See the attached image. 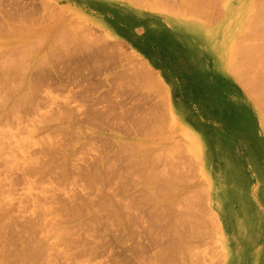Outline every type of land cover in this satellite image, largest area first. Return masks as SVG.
<instances>
[{
	"label": "rangeland",
	"instance_id": "obj_1",
	"mask_svg": "<svg viewBox=\"0 0 264 264\" xmlns=\"http://www.w3.org/2000/svg\"><path fill=\"white\" fill-rule=\"evenodd\" d=\"M254 1L168 0L170 29L57 0L26 28L0 0V264H264V58L235 69ZM147 29L184 49L169 83L127 37Z\"/></svg>",
	"mask_w": 264,
	"mask_h": 264
},
{
	"label": "crops",
	"instance_id": "obj_2",
	"mask_svg": "<svg viewBox=\"0 0 264 264\" xmlns=\"http://www.w3.org/2000/svg\"><path fill=\"white\" fill-rule=\"evenodd\" d=\"M57 2L68 5L76 13H82L89 18H93L98 23H100L99 21L107 23L110 6L117 3V5L131 6L138 13L150 12L159 15L162 18V22L169 28L173 24H177L178 21L183 22L186 17H189L183 11L179 12L167 4L168 0H57ZM45 3L46 0H11V3L8 4L10 9L6 10V16L22 18L26 28H29L30 22L38 19L39 14L44 15ZM106 26L109 28L108 25ZM140 28L138 30L142 31V27ZM170 29L173 28L171 27ZM168 99H170L169 94H167L166 104Z\"/></svg>",
	"mask_w": 264,
	"mask_h": 264
},
{
	"label": "bare ground",
	"instance_id": "obj_3",
	"mask_svg": "<svg viewBox=\"0 0 264 264\" xmlns=\"http://www.w3.org/2000/svg\"><path fill=\"white\" fill-rule=\"evenodd\" d=\"M255 1H257V0H255ZM254 1V2H255ZM259 1H261V2H259ZM259 1H257V2H259V4L261 5V8L259 7V8H256V10L257 9H260V11H259V14L260 15H257V16H253V15H251L250 14V16H253V18H251L252 19V21L250 20V24H251V22L253 23V24H255L254 26L253 25H249V26H252V27H250V29L253 31V33H256V34H262V36L263 37H261L260 38V41H259V39H256V38H258L259 36H256V37H254V39H256V40H253V39H249V43H244V44H241L242 46H240V45H238V47L236 48L235 47V51L237 52V53H241V54H246V55H248V56H244L245 57V59H244V61L245 60H247V62L249 63H246L245 64V66L246 65H248L246 68H248V69H246V68H244V69H242L243 67H241V65H240V67L238 68V67H235V64L233 65L234 67H235V69L237 68V70L239 71L238 73V75H241V72H245L246 70L249 72V73H251V71H253V69L254 68H252V67H256L257 65H255V62H256V59H258L259 60V58H260V56L261 57H263L264 58V55H263V50L262 49H264V48H261V47H263L264 46V0H259ZM259 4L257 5V3H256V5H257V7L259 6ZM253 6L255 7V3L253 4ZM254 11V10H253ZM252 11V12H253ZM255 12V11H254ZM257 12V11H256ZM255 12V13H256ZM249 18V17H248ZM248 18H247V21L246 22H248ZM238 18L237 17H234L233 18V20H234V22H237V21H239V20H237ZM244 30V29H243ZM246 30V29H245ZM248 30H249V28H248ZM235 33H233V35H234ZM261 36V35H260ZM233 39H234V37L232 38L231 37V42L233 41ZM230 40H229V42L228 41H225V44L223 45V53H224V55L225 56H229L230 55V53L234 50V49H232L231 48V45L232 44H230ZM246 42V41H245ZM248 44V45H247ZM262 44H263V46H262ZM259 46H261V47H259ZM256 47H259V48H261V50L263 51V52H261V50H260V55H258L259 53H258V49L259 48H256ZM234 51V52H235ZM258 54H257V53ZM262 53V54H261ZM235 54V53H234ZM254 54L256 55L257 54V56H254ZM263 55V56H262ZM259 56V57H258ZM243 57V58H244ZM257 57V58H256ZM136 59H135V63H133L134 65H136V66H134V68L136 67V70H138V72H141L144 76H146V77H148V79L150 80H154L157 84H158V87H155L156 88V90H157V88L159 89V91L158 92H160L161 94H163V96L165 97L166 96V89H165V87H164V85H162L161 84V82H159V77H156L153 73H151L152 71H149L148 70V67L146 68V64L144 63L145 61L144 60H140L139 58H137V57H135ZM240 58V57H239ZM242 58V59H243ZM130 60V59H129ZM132 60V59H131ZM241 60V59H240ZM260 62L261 61H264V59H260L259 60ZM131 62H134V61H131ZM246 62V61H245ZM245 62H243V63H245ZM258 62V61H257ZM260 62H258V63H260ZM239 63V62H238ZM238 63H236V64H238ZM240 64V63H239ZM261 64V63H260ZM243 65V64H242ZM262 65V67L264 68V62L261 64ZM259 66H257L256 68H258ZM261 66H260V68H262ZM244 70V71H243ZM258 71H259V69H258ZM248 72H246L245 74H247ZM257 72V71H256ZM248 73V74H249ZM260 73V75H261V73L263 74L264 72H259ZM254 74H257V73H255L254 72ZM244 75V74H243ZM243 75H241V76H243ZM258 75V74H257ZM245 76H247V75H245ZM244 77V76H243ZM250 77V76H249ZM259 77V76H258ZM245 78V77H244ZM243 78V79H244ZM253 78H255V77H253ZM261 78H264V77H261ZM242 79V77L240 78V80L242 81L243 80ZM258 79V78H257ZM256 79V81L257 82H259L258 80ZM263 80V82H264V79H262ZM153 81V82H154ZM244 81V80H243ZM256 81H255V84H256ZM261 81V80H260ZM151 82V81H150ZM248 82V81H247ZM262 82V81H261ZM261 82L260 83H258V85H254L253 84V86H257V89L255 90H253V91H255V93H257L258 94V92H260V90H261V86H263L264 87V83H262L261 84ZM156 83H153L154 85H156L157 86V84ZM243 83H245V81L243 82ZM261 84V85H260ZM260 85V87H258ZM254 87V88H255ZM263 87H262V91L264 90L263 89ZM258 88H260V89H258ZM252 89H253V87H252ZM251 89V90H252ZM257 90H259V91H257ZM261 91V92H262ZM252 94V93H251ZM26 96V95H25ZM24 96V97H25ZM256 98H257V96H255ZM259 97H261V98H259V100H261L260 101V103H259V101L258 102H256L257 104H258V106H259V104L260 105H262V103H264V95H259ZM255 98V99H256ZM10 106H11V108H12V105L10 104ZM263 107H264V105H262ZM262 106H260L261 107V109L263 108ZM9 109V108H8ZM7 109V110H8ZM264 109V108H263ZM264 111V110H263ZM2 113H3V111H1ZM0 117H1V115H0ZM262 123H263V127H264V119H262ZM174 254V253H173ZM173 254L171 253V255H170V257L171 256H173ZM175 255V254H174ZM175 257V256H174ZM174 257H172L173 259H174ZM172 258H169L168 257V259H170L171 260V262H172V264H175V262L173 263V261H175V260H173ZM170 260L168 261V260H166V263L165 264H170L171 262H170ZM173 260V261H172ZM169 263H168V262Z\"/></svg>",
	"mask_w": 264,
	"mask_h": 264
},
{
	"label": "trees",
	"instance_id": "obj_4",
	"mask_svg": "<svg viewBox=\"0 0 264 264\" xmlns=\"http://www.w3.org/2000/svg\"><path fill=\"white\" fill-rule=\"evenodd\" d=\"M156 33L157 32L155 31L147 29L144 33L138 36L130 33L127 37L131 38L132 35L134 36L132 45L140 50L154 67L161 71L162 76L169 83L171 82V79L169 77L170 71L168 72V70H171L172 68L171 62L177 61L179 57H182V61L184 58L187 59L186 54H184V49L172 39L169 33L160 32L158 35ZM180 49L181 53H179ZM179 54L181 55L179 56ZM175 68L177 69L176 66ZM185 75L188 76L187 72ZM175 76L178 77L179 74L177 73Z\"/></svg>",
	"mask_w": 264,
	"mask_h": 264
}]
</instances>
